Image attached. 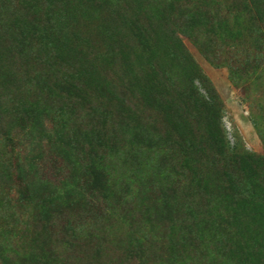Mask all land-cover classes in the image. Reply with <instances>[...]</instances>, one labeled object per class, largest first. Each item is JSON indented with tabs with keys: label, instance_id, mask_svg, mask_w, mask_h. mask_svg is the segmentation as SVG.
I'll return each instance as SVG.
<instances>
[{
	"label": "rangeland",
	"instance_id": "1",
	"mask_svg": "<svg viewBox=\"0 0 264 264\" xmlns=\"http://www.w3.org/2000/svg\"><path fill=\"white\" fill-rule=\"evenodd\" d=\"M173 1L164 34L181 39L190 55L182 63L164 57L155 61L153 47H162L164 39L158 32L148 47L144 42L133 49L120 46L119 34L112 40L116 26L108 21L102 25L101 12L105 10L106 20L105 7L117 3L118 12L127 10V17L133 11L137 14L129 0H14L15 5L0 0V99L2 92L15 94V100L8 101L11 116L0 125V264H218L220 258L210 263L209 255L234 249L247 225L260 234L248 240L252 258L264 264V226L259 229L252 220L260 210L254 212L245 203L256 186L264 187V164L248 158V153L264 155V2ZM189 4L211 15L187 19L182 7ZM213 9L220 13L214 16ZM27 24L38 53L20 57L22 79L4 90L5 66L19 74L21 60L16 54L10 57L6 46L15 41V29ZM206 37L211 41L208 53L196 41ZM120 49L125 71L129 66L133 73L132 85L138 77L146 87L147 108L158 99L156 109H149L153 119L146 123L147 130L184 144L186 135L177 132L180 125L168 122L167 116L179 98L178 89L169 85H177L188 67L187 91L193 85L191 94L207 91L217 99L220 123L211 138L224 140L228 149L235 145L237 152H222L218 143L216 154L205 156V165L195 159L184 175L174 171V179L162 184L142 173L131 179L127 173L132 155L115 126L122 117L128 126L132 121L120 113L115 99L107 97V85L102 83L119 82ZM150 64L157 65L155 79H149ZM94 68L97 72H92ZM195 76L205 78L204 83ZM146 79L152 80L148 86ZM161 80L168 82L167 88ZM47 104L52 107L49 115L43 113ZM202 105L197 104L198 114L205 122ZM61 107L65 114H53ZM79 127L90 128L97 141L71 150L69 136L59 146V139L47 135L63 129L71 135ZM113 156L109 176L93 171L95 159L100 157V164L107 165ZM150 159L162 162L161 157ZM165 159L172 169L179 166L178 154ZM135 164L130 163L132 169ZM207 171L228 180L218 197L207 190ZM103 176L108 181L105 189L95 181ZM33 177L45 184L40 196L31 193ZM164 207L174 210L168 213ZM161 209L170 214L162 223L154 216ZM237 212L243 219L240 227Z\"/></svg>",
	"mask_w": 264,
	"mask_h": 264
},
{
	"label": "trees",
	"instance_id": "2",
	"mask_svg": "<svg viewBox=\"0 0 264 264\" xmlns=\"http://www.w3.org/2000/svg\"><path fill=\"white\" fill-rule=\"evenodd\" d=\"M7 4L15 5L14 0H3ZM131 2L132 10L133 8L136 9L137 7V14L133 11V13H129V17L126 15V11L124 12H118L117 8H119L118 4H112L105 7L107 10V16L106 20L104 17L105 10H102V22H100L102 25H106L104 22L108 21L109 24H115L116 26V32L114 33V36L112 35V40H116L117 34L121 36V39H123L120 46H125L128 49H133L137 47L138 45H142V43H146L147 47L148 44H151V40L153 39V36L158 34H164L168 26L170 25L169 18L171 16V8L174 5L173 0H129ZM263 1L264 0H260ZM136 3V4H134ZM138 4V5H137ZM64 5V4H63ZM107 5V4H106ZM191 6V4L188 5V7H182V13L183 15H187V19H193V20H199L201 18H205V16H210L211 11H205L201 6L195 5ZM214 16H217L220 13V10L213 9ZM206 16V17H207ZM140 17V18H139ZM105 20V21H104ZM1 21V20H0ZM184 30H186V26H181ZM32 30L29 29V25L23 26L21 29H15V41L11 42L10 45L6 46V51L9 54L10 57H13L15 54L17 56L16 59H21V56H27V55H35V53H38L37 51V45H34L32 41ZM104 33L102 32V36ZM156 35V36H157ZM101 36V35H100ZM164 39L162 42V47L165 48V50H162V47L157 44L154 48V58L162 60L164 58H170L177 60L178 63H182L186 60V56H190L189 53L186 51V48L184 44L181 42V39L178 38V36H175V34L168 35L164 34ZM173 39L174 47L170 46V42ZM160 41V39H158ZM198 47L202 49L205 52H209L211 47V41L209 37L206 38H197L196 39ZM9 44V43H8ZM31 49V50H30ZM119 61L120 64L118 66V73L120 80L119 82L113 80V83L110 85V80L104 81L102 83H106V91H108L107 97H109L111 100L115 99L117 102L116 104H119L120 113L128 115V118L131 119L132 124L128 126V122L123 117L120 120H116V130L118 134L120 135L121 139L127 144V150L132 155L131 162H127L129 165V172L127 175L133 178L134 180H137L139 177V174L142 173V175H148L153 182L162 184L165 182V180L174 179L176 174L174 171H179L182 175L186 173V167L189 168V164H194L196 160H200V164L202 163L205 165V162L203 161L205 159V156L208 154L210 156H213L216 154V145L220 143V146L224 148V151L222 152H237V147L234 145L233 147H226L224 144V140L218 138L212 139L211 135L212 132L216 129L218 124L220 123L219 118L217 119V99L215 95L208 94L206 91L205 94L196 93L191 94L190 91L194 90V86L192 85V88L187 91L189 83H187L188 80V67H185V72L182 74L181 79L178 80V84L169 85V88L171 89H178L177 95L179 98H177V104H175L176 109L171 110L168 113L167 119L169 121H175L178 123L179 130H177L178 134H182L183 136L186 135L184 144H179L178 141H174L166 136H164L161 132L159 133H152L149 130L146 129V123L152 120L151 114H148L149 109H152L154 111L156 109V104L158 102V99L155 98L151 104L150 108H147V104L144 102V97L147 94V90L145 85H143L142 81L137 77L136 82H133L132 85V72L129 69V66L127 67V72L125 71V68L123 65L124 62L120 57H124L122 53V49L119 50ZM112 52L109 51V59L112 57ZM163 55V56H162ZM122 57V58H123ZM107 59V58H106ZM9 62H6V64H11ZM13 61V60H12ZM158 62V61H157ZM19 74L15 73V70L11 69V67L5 66L4 72H3V83H5V88L7 89L8 86H14L16 83L20 82L22 79L21 74L23 73V61L22 59L19 60ZM91 63V64H90ZM91 65V66H90ZM89 66L92 68L93 63L89 62ZM149 68L151 69V73L149 74L150 78H156L158 75V69L157 65L150 64ZM15 69L17 67L15 66ZM192 71V70H191ZM92 72H97V68H94ZM100 73V72H98ZM197 73V72H194ZM16 74V76H15ZM154 76V77H153ZM21 77V78H19ZM196 80L199 83H204L205 78L202 79L201 76H195ZM147 80V79H146ZM145 83L148 86L149 82H152V80H147ZM34 81L40 82V78L38 75L34 77ZM168 82H164L161 80L160 85L167 88ZM152 86H156L154 83H152ZM203 89H205L203 87ZM169 90V89H168ZM130 92V93H129ZM150 92V91H149ZM161 93H163L160 90ZM165 92V91H164ZM3 97H1L0 100V125L5 123L8 119V117L11 116L8 106V101H14L15 100V94L14 96H6V92H2ZM165 93H168L165 92ZM5 95V96H4ZM194 96V97H192ZM153 98V97H152ZM185 98H188L190 100L189 103L185 102ZM19 99V98H18ZM132 100L134 101V106L131 108L129 107V103H132ZM151 100V98H150ZM179 102V103H178ZM203 104L206 106L205 111H207V120L204 118L205 122L202 121L199 117V108L197 107V104ZM202 105V106H203ZM51 104H47V108L45 110L46 115H49L51 113ZM9 112V114H8ZM96 113V112H95ZM53 114H59L61 116L62 114H65L62 111V107L59 108V112H53ZM193 123H192V121ZM183 122V123H181ZM181 123V124H180ZM257 125V122H255ZM92 126H90L91 128ZM84 130L83 128H76L73 132H70L71 135H68V132L66 129L64 130H56V131H48V134H51L52 137H55L59 140H56V143H59V146L64 145L65 142H62L64 138H66V135L69 136V143L67 142V145L70 146L71 150H77V147H85L88 143L91 144L96 139L95 132H92L91 129ZM183 138L181 139V141ZM97 141V139H96ZM53 146H55V142H52ZM178 146L177 151H175V146ZM52 146V147H53ZM116 146V144H114ZM226 147V148H225ZM116 152L114 153V155ZM173 154L179 155V166H175L174 169H172L171 166H167L165 157H169ZM151 157H161L162 162L158 161L157 159H150ZM248 158H252L256 160L259 163L264 164V155H255L248 153ZM113 159L110 158V164L107 160V165L100 164V161L102 159L99 157L94 160L92 169L94 172L107 175L109 176V170L108 166L113 165ZM150 159V160H149ZM196 159V160H195ZM206 160V159H205ZM130 163L133 165L135 164L134 168H131ZM112 167V166H111ZM135 169V170H134ZM141 171V172H140ZM207 182L206 187L207 190L210 189L211 194L216 195L218 197L219 192L223 189H226V183L228 185V180L225 176H223L219 172H212L207 171L205 172ZM99 176V175H95ZM3 178L2 174L0 173V179ZM101 178H97L95 181L98 182L97 184H100V187L102 189H105L108 185V181L106 180V177L103 176V180H100ZM109 179V178H108ZM103 181V182H102ZM96 184V183H95ZM29 187H31V193L34 194L33 196H40L42 191L45 189V184L33 177V181L29 183ZM247 195V194H246ZM244 195V196H246ZM248 201H245L247 204V207L253 206L255 208L254 212H258L260 214H253L252 220L254 221L255 227L256 224L259 226V229L264 226V187L262 185H258L254 188V190L247 195L246 197ZM177 203V202H176ZM174 201V206L177 204ZM179 206V205H177ZM166 209V207H164ZM174 210L172 207H168L166 211L168 213H171ZM235 217H238L237 221L240 222L243 225V219L241 220V214L238 212L235 213ZM155 218L162 222L167 221L170 219V214L165 215V210L161 209L154 213ZM159 222V223H160ZM206 223V221H204ZM247 232L244 236L241 237V239L237 242L236 247L232 250H228L223 252L218 251V256H215L213 254H210L209 257L210 263H214L213 259L217 261L219 258L218 264H257L256 261L258 260L252 258L253 254L248 246V240L251 238V236H260L258 230L256 228H252L251 225L246 226ZM247 237V238H246ZM254 259V260H253ZM198 264V263H196Z\"/></svg>",
	"mask_w": 264,
	"mask_h": 264
}]
</instances>
